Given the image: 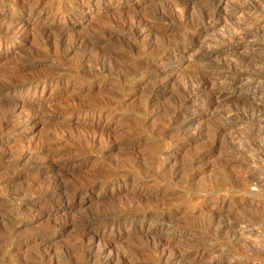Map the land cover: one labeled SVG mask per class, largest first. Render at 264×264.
Returning <instances> with one entry per match:
<instances>
[{
    "label": "rangeland",
    "instance_id": "374dc122",
    "mask_svg": "<svg viewBox=\"0 0 264 264\" xmlns=\"http://www.w3.org/2000/svg\"><path fill=\"white\" fill-rule=\"evenodd\" d=\"M231 1L211 35L213 0H0V264H264V32L215 43L264 9Z\"/></svg>",
    "mask_w": 264,
    "mask_h": 264
},
{
    "label": "bare ground",
    "instance_id": "6f19581e",
    "mask_svg": "<svg viewBox=\"0 0 264 264\" xmlns=\"http://www.w3.org/2000/svg\"><path fill=\"white\" fill-rule=\"evenodd\" d=\"M245 1H247V0H245ZM243 2L244 4L245 3H247L248 4V2L250 3L251 1L249 0V1H247V2ZM213 2H214V4H215V6L217 7V9H216V12H215V15L213 16V18H212V20H210L208 23H206L205 25H204V31H211L212 32V29H213V27H214V23H215V21H219L220 19H225V20H227L228 19V17H229V14L231 13H229L228 14V12H226L227 11V8H228V6L231 4L232 5V1L231 0H213ZM243 3L241 4V5H243ZM259 6L261 7V8H263L264 9V6H262V5H264L263 3H264V0H259ZM251 4V3H250ZM250 4H249V6H250ZM252 4H256V3H253L252 2ZM258 4V3H257ZM249 6H247V5H244V6H242L241 8L239 7V9L237 10V9H235L236 11L234 12V14L233 15H236L237 17H238V19L239 18H242L243 16H246V14H253V15H255L256 14V16H259V14H262V11H261V8L259 7V6H255L254 8L253 7H249ZM253 6V5H252ZM215 8V7H214ZM230 9V8H229ZM253 9H255L253 12H252V10ZM262 9V10H263ZM229 11V10H228ZM231 11V10H230ZM218 12H221L222 14H224L223 15V18H221V17H219L218 16ZM250 12H252V13H250ZM214 13V12H213ZM263 14H264V12H263ZM252 15V16H253ZM212 16V15H211ZM211 16H210V18H211ZM237 17H235V18H237ZM234 18V17H233ZM234 18V19H235ZM253 17H251V18H249V16L248 17H245V18H243V19H245L243 22H241V23H237V25H235V30L234 29H232V30H234L233 32H232V36H224V35H221V36H216V38H215V43H216V45H218V46H220V45H223L224 44V46H226L227 45V47L223 50L224 51V53L225 54H228L231 58H235V56L237 57H240V58H242V56H244V54H242L241 56H240V54L241 53H243V50H245V47L243 46V44H244V39L246 38H244L243 36H244V34H246L247 33V35L249 34V32H252V31H255V33H257L258 35H259V33H263L264 32V20L262 19H260L261 20V25H259L258 23L260 22H256L257 23V25H259L258 27L256 26V28L255 29H253V25L251 24L252 22H251V20L253 21V19L255 18H253ZM262 18V17H261ZM263 18H264V16H263ZM256 19H258V18H256ZM256 19L254 20V21H256ZM236 21H237V19H236ZM239 21H241V19H239ZM131 23V22H130ZM137 21H135V22H133L130 26H129V29H128V31L129 32H133V33H135L136 31H137ZM139 24V23H138ZM10 25V24H9ZM8 28V27H7ZM2 30V29H1ZM6 30V29H5ZM214 31V30H213ZM111 32V31H110ZM109 33V32H108ZM110 34V33H109ZM108 34V35H109ZM114 34V33H113ZM214 33L212 32V34L211 35H213ZM111 35H112V33H111ZM110 35V36H111ZM210 35V34H209ZM261 36H263L264 34H260ZM107 36V35H106ZM208 36V35H207ZM246 36V35H245ZM248 37H249V35H248ZM252 37V36H251ZM83 38L84 39H86V37H84L83 36ZM187 38V37H186ZM244 38V39H243ZM250 38V37H249ZM247 39V38H246ZM209 40V39H208ZM211 40V39H210ZM59 41H60V43L63 41L61 38H59ZM249 41V40H248ZM251 41V40H250ZM84 42V41H83ZM90 42H92V41H90ZM202 42H203V40H202ZM85 43V42H84ZM197 43V42H196ZM199 43V42H198ZM226 43H228V44H226ZM243 43V44H242ZM86 44V43H85ZM189 44V43H188ZM207 44V43H206ZM226 44V45H225ZM185 45V44H184ZM186 45H187V43H186ZM190 45V44H189ZM193 45V44H192ZM191 45V46H192ZM203 45V44H202ZM251 45V44H250ZM249 45V46H250ZM200 46V45H199ZM246 46V45H245ZM254 46V45H253ZM203 47V46H202ZM253 48V47H252ZM186 49H189V46L187 47V46H181V47H177V48H174L173 49V51H177V50H186ZM192 49V48H191ZM242 50V51H241ZM249 50L250 49H248V52H249ZM171 51V50H170ZM246 51H247V49H246ZM251 51V50H250ZM199 52V51H198ZM245 52V51H244ZM192 53H194V52H192ZM195 54V53H194ZM215 54V53H214ZM213 54V55H214ZM184 56V55H183ZM183 56H179V58H183ZM210 59V58H209ZM149 61V60H148ZM154 61V60H153ZM148 63V62H147ZM150 63H154V62H149V65H152V64H150ZM231 63V62H230ZM145 64V63H144ZM232 64V63H231ZM230 64V65H231ZM227 67V66H226ZM230 68V67H229ZM214 69H216V68H214ZM226 70V69H225ZM39 77V79H42L43 78V76L41 75V77L40 76H38ZM45 77V76H44ZM211 78V77H210ZM209 78V76H207V77H205V79H203V81L195 88V90H193L192 92V94L189 96V97H191V96H193L194 94H196V95H199V96H204L207 100H212L215 104H216V107L217 108H219L220 109V107L222 106V101H218L219 100V98L221 97V95L223 94V92L221 91V90H216V89H214V82L215 81H212L213 79H210ZM33 79H34V77H33ZM38 79V80H39ZM43 80V79H42ZM36 81V80H35ZM45 81V80H44ZM5 82H7V81H4V83ZM23 82V81H22ZM32 82V81H31ZM4 83L2 84L1 83V85H4ZM45 83V82H44ZM218 83V82H217ZM10 84V83H9ZM8 85V84H7ZM215 85H216V83H215ZM19 86H21V85H19ZM195 86V85H194ZM217 86H218V84H217ZM12 87H17V85L16 84H13L12 85ZM220 88V87H219ZM11 89V88H10ZM191 89V88H190ZM222 98H223V96H222ZM205 100V99H204ZM203 100V101H204ZM185 101V100H184ZM208 102H210V101H208ZM222 102V103H221ZM5 105V104H4ZM6 105H7V103H6ZM10 105V104H9ZM223 107V106H222ZM3 108H5V107H3ZM7 108V107H6ZM9 108V107H8ZM7 108V109H8ZM11 108V107H10ZM9 108V109H10ZM216 108V109H217ZM217 111H219V110H217ZM210 113H212V114H215L216 113V110H210ZM225 113V112H224ZM223 113V114H224ZM225 115V114H224ZM231 115V114H230ZM226 116V115H225ZM233 116V115H232ZM227 117V116H226ZM259 117V119H262L263 118V115L262 116H258ZM261 126V125H260ZM224 126L222 125L219 129H218V127H217V131L216 132H219V131H225L224 130ZM259 130H258V132H259V136H261V137H264V127H260V128H258ZM218 134V133H217ZM64 184V183H63ZM63 184H62V182L61 183H59L58 182V184H54V186L53 187H62V188H67V184H66V186L64 185L63 186ZM70 185H71V183H70ZM70 185H69V187H70ZM72 187L73 186H75L74 184L73 185H71ZM80 186V185H79ZM79 186H77V187H79ZM68 187V188H69ZM81 189H82V186L80 187ZM54 189V188H53ZM92 189V188H91ZM52 191V190H51ZM66 191H67V189H66ZM75 191H76V189H75ZM77 193V192H76ZM166 217L167 216H160V218H161V221H166ZM157 220V219H156ZM159 220V219H158ZM163 225V224H162ZM168 225H171L170 223H168ZM246 227V226H245ZM242 228V227H241ZM247 228V227H246ZM245 228V229H246ZM230 229V228H229ZM244 229V228H243ZM244 229V230H245ZM249 229V228H248ZM232 230V229H231ZM239 230H240V228H239ZM238 230V233H234V235H235V237H237V238H242L243 237V231L241 230V231H239ZM252 231V230H251ZM237 232V231H236ZM250 232V231H249ZM250 235H256L257 234V232H255V231H253V232H250L249 233ZM233 235V236H234ZM236 238V239H237ZM244 240H245V238H244ZM239 241H243V240H239ZM194 260V259H193ZM194 261H192L191 259L189 260V257H187L186 258V256L184 257V256H181V255H176L175 254V256H170V258L168 259V264H192Z\"/></svg>",
    "mask_w": 264,
    "mask_h": 264
}]
</instances>
